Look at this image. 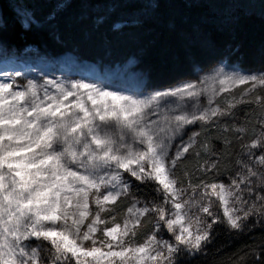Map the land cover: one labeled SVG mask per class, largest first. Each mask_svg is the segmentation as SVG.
<instances>
[{
	"label": "snow or ice",
	"instance_id": "snow-or-ice-1",
	"mask_svg": "<svg viewBox=\"0 0 264 264\" xmlns=\"http://www.w3.org/2000/svg\"><path fill=\"white\" fill-rule=\"evenodd\" d=\"M242 85L249 87L241 92L240 102L264 100L258 94L264 90V74L222 69L199 83L143 97L83 82L28 81L22 89L0 82V264H45L42 252L50 264H176L179 254H195L211 242L218 217L210 211L209 195L224 206L228 227L243 231V221L264 209V195H256L259 205L243 196L244 190L252 191L251 177H258L264 187V173L253 167L264 166V154L251 152L264 148V132L247 146L249 157H255L251 165H242L247 174H238L239 180L230 185L203 184L200 200L182 199L187 190L178 187L174 171L195 149L200 133L192 132L171 154L189 125H207L229 114L237 98L226 97V107H221L217 97ZM125 174L142 185H155L163 203L138 207L140 201H135L119 223L115 215L101 214L115 212L111 206L129 195L133 185ZM188 187L195 195L201 185L189 182ZM234 204L241 207H230ZM90 205H95V213ZM193 207L213 217L212 222L190 215ZM149 213L158 216L155 231L143 244L133 245L129 238L136 236ZM160 222L175 243L157 239ZM108 224L112 226L100 227Z\"/></svg>",
	"mask_w": 264,
	"mask_h": 264
},
{
	"label": "trees",
	"instance_id": "trees-1",
	"mask_svg": "<svg viewBox=\"0 0 264 264\" xmlns=\"http://www.w3.org/2000/svg\"><path fill=\"white\" fill-rule=\"evenodd\" d=\"M6 58L30 63L29 69L9 77V83L21 89L28 81L37 85L83 82L141 97L188 82L199 83L221 69L264 74V0H0V61ZM247 87L242 85L217 97L221 107H226L222 103L226 97L237 98L229 114L213 118L207 125H189L184 136L173 143L171 154L192 132L200 133L195 149L185 154L174 170L178 187L187 190L182 199L200 200L203 184L230 185L239 180L238 174H247L242 165H251L255 158L249 157L247 146L264 132V100L258 104L253 97L250 102H240ZM258 94L264 98V90ZM200 99L206 104L205 97ZM251 152L264 154V148ZM212 164L216 167L211 168ZM253 167L264 173V166ZM125 177L133 185L129 195L111 206L115 212L101 214L108 218L115 215L119 223L135 201H140L138 207L163 203L155 185L149 187L127 174ZM250 179L252 191L244 190V199L259 205L255 197L264 195V187L258 177ZM189 182L201 185L195 195ZM208 199L212 201L210 211L218 217L211 228V242L195 254H179L176 264H264V209L243 221V231L237 232L228 227L220 201L211 195ZM90 207L95 213V205ZM165 208L171 209V205ZM190 215H200L205 224L213 219L196 207ZM157 222V214L149 213L130 242L143 244ZM160 225L157 239L175 243L163 222ZM97 236L103 239L101 233ZM32 243L51 247L47 242ZM41 257L50 264L46 252Z\"/></svg>",
	"mask_w": 264,
	"mask_h": 264
},
{
	"label": "rangeland",
	"instance_id": "rangeland-1",
	"mask_svg": "<svg viewBox=\"0 0 264 264\" xmlns=\"http://www.w3.org/2000/svg\"><path fill=\"white\" fill-rule=\"evenodd\" d=\"M30 63L6 58L0 61V82H9L13 74L29 69Z\"/></svg>",
	"mask_w": 264,
	"mask_h": 264
}]
</instances>
